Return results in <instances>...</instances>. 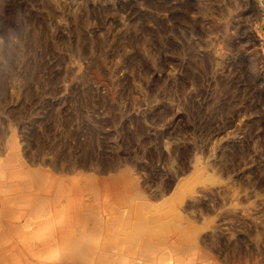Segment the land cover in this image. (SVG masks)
<instances>
[{
	"label": "rangeland",
	"instance_id": "obj_1",
	"mask_svg": "<svg viewBox=\"0 0 264 264\" xmlns=\"http://www.w3.org/2000/svg\"><path fill=\"white\" fill-rule=\"evenodd\" d=\"M0 171L36 226L172 211L183 263L264 264V0H0Z\"/></svg>",
	"mask_w": 264,
	"mask_h": 264
},
{
	"label": "bare ground",
	"instance_id": "obj_2",
	"mask_svg": "<svg viewBox=\"0 0 264 264\" xmlns=\"http://www.w3.org/2000/svg\"><path fill=\"white\" fill-rule=\"evenodd\" d=\"M8 180L10 181V179ZM3 186L4 182L1 180L0 190L4 189ZM30 187L32 186L30 185ZM33 194H26L25 198L22 197L25 207L33 204L36 198ZM106 194L108 198L109 195ZM1 195L0 225L4 226L5 231L0 233V264H186L183 263L182 258L187 254L190 255V252L197 247L198 238L195 241L193 237L197 234L198 228L190 225L189 222L182 221V216L175 215L172 211L171 213L165 211L162 213L161 210L155 214L154 211L147 209L148 213L145 214L140 209L134 213L122 212L118 214L119 216L115 212V216L110 219L106 214L103 217L99 216L103 219L98 218L97 214L94 215L97 220L95 217L93 219L100 227L96 229L91 227L97 226L93 225V222L91 226L87 223L77 222L81 215H85L81 211H71L70 208L67 210L73 201L72 198L71 200L70 197H67L64 201L65 211L57 215L59 217H57V221H53L51 224V220L56 219V216L49 215V212L47 217L48 215L51 217L41 220L39 226H36L34 221H29L26 213L11 210L19 199L22 200L21 196L3 199ZM125 198L119 197L122 201H126ZM142 199L141 194L137 193L134 198L127 200H130L128 202L131 200L141 202ZM40 202L42 203V199ZM112 204L107 205L111 206ZM4 208L7 209L5 212ZM109 213L111 215L112 212ZM43 216L46 218V215L43 214ZM120 218L126 224H120ZM14 221L19 222V225L13 224ZM199 252L194 254H201ZM205 257L206 255L203 253L201 255L202 264H212ZM187 264L196 263L193 260Z\"/></svg>",
	"mask_w": 264,
	"mask_h": 264
},
{
	"label": "clouds",
	"instance_id": "obj_3",
	"mask_svg": "<svg viewBox=\"0 0 264 264\" xmlns=\"http://www.w3.org/2000/svg\"><path fill=\"white\" fill-rule=\"evenodd\" d=\"M14 38V37H13Z\"/></svg>",
	"mask_w": 264,
	"mask_h": 264
}]
</instances>
